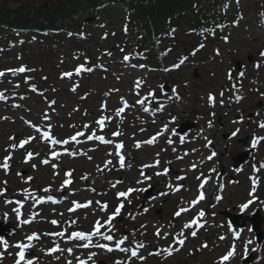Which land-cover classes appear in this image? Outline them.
<instances>
[{"label": "rangeland", "instance_id": "1", "mask_svg": "<svg viewBox=\"0 0 264 264\" xmlns=\"http://www.w3.org/2000/svg\"><path fill=\"white\" fill-rule=\"evenodd\" d=\"M15 1L28 4L35 0ZM196 1L214 15L220 13L224 20L216 28L211 27V34L192 33L186 25L174 26L176 42L170 37L163 43L152 42V51L142 60H125L134 51L120 47L105 55L112 39L103 43L96 38L78 54L71 42H66L68 62L61 64L60 53L48 51L49 58L41 56L39 61L43 65L34 70L40 83L32 85L34 89L23 98L21 89L25 92L27 85H12L14 89L8 91L11 95L0 103V165L8 153H13L10 168L7 171L0 168V189H8V194L24 193L25 197L27 192L42 194L54 190L61 199L58 205L37 208L43 217L35 220L34 226L26 227L16 214L7 215L16 225L22 224L21 234L13 240L23 242L29 234L41 233L42 228L67 230L70 234L62 235L59 242L62 248L54 256L45 248L36 249L38 259L33 264H75L79 258L90 264L100 259L105 264H241L248 253L254 255L252 264H264V243L258 245L251 224L232 228L223 214L240 212L246 216L258 208L264 215V140L254 161L240 174L232 168L233 158L247 149L246 119L239 124L235 118L254 113L255 117L248 119V132L264 137V127L260 126L264 123V0ZM115 8L110 14L114 20L107 29L120 31L124 16L120 5ZM102 23L94 20L89 28L91 33L105 32L98 29ZM12 35L0 31V45ZM22 36L36 40V36L26 31ZM37 40L51 45L46 39ZM132 40L131 36L125 41L132 44ZM43 53V49L38 50L26 62L33 66ZM76 55L78 60L74 58ZM86 58L93 59L95 69L84 72L81 81L77 82L76 77L62 78L60 66L78 64ZM13 60H0V69L10 67L7 63ZM235 60L244 64L240 72ZM17 64L14 61L13 65ZM176 64L179 67H174ZM73 87L76 88L71 91ZM259 102H263L261 107H257ZM102 117L103 125L98 123ZM188 120L196 123V128L179 134V126ZM28 123L41 125L59 140L70 141L72 153L59 156L56 173L48 154L58 146L42 145V137ZM237 129L241 132L234 141L225 138ZM117 132L120 134L115 135ZM14 137L18 138L13 140ZM19 140L28 141L23 150L14 148ZM30 150L38 152L39 157L26 164L23 153ZM252 175L254 181L250 180ZM204 180L208 187L201 188ZM65 181H70L67 184L73 188L59 196ZM181 183L183 186L178 189ZM151 184H156L160 191L146 200L143 190ZM127 189H134L133 194L122 200L126 203L122 213L107 225L106 217L115 213L121 203L117 192ZM201 191L205 192L202 200L198 198ZM39 198L31 197L27 205H35ZM249 200L252 201L249 207L242 209L241 205ZM85 201L92 203L87 210L68 212L71 205ZM181 209L187 211L175 215ZM201 211L204 216L199 217L198 224H204L202 230L192 228L185 232L187 222L197 218ZM7 216L2 214L3 219ZM55 217L59 221L56 228L51 223ZM96 220L104 224L105 234H112L110 249L116 241L124 240L122 251H83L84 241L72 235L90 232ZM195 230L197 237H190ZM173 233L179 234L185 244L174 243L169 237ZM234 233H239V239L234 238ZM54 242L50 240L49 246ZM233 246V259L224 261L222 258ZM158 247L161 249L155 254ZM131 249L138 250L139 256L133 258ZM0 251H6L3 243ZM15 260L16 252H6L0 264H16ZM28 260L31 259L20 264Z\"/></svg>", "mask_w": 264, "mask_h": 264}, {"label": "trees", "instance_id": "2", "mask_svg": "<svg viewBox=\"0 0 264 264\" xmlns=\"http://www.w3.org/2000/svg\"><path fill=\"white\" fill-rule=\"evenodd\" d=\"M35 0L28 4L20 3L10 7L15 0H4L0 5V25L9 27H26L32 30H55L67 28L80 10L95 8L100 0ZM117 1V0H114ZM130 12L131 33L142 29L144 38L138 46L139 51L146 52L152 36V29L159 35L166 33L165 24L186 25L190 30H200V26L213 21L210 12H206L201 2L194 0H123ZM204 22V23H203Z\"/></svg>", "mask_w": 264, "mask_h": 264}, {"label": "snow or ice", "instance_id": "3", "mask_svg": "<svg viewBox=\"0 0 264 264\" xmlns=\"http://www.w3.org/2000/svg\"><path fill=\"white\" fill-rule=\"evenodd\" d=\"M225 39H227V38H225ZM201 47H203V45H201ZM124 59H125V60H128V59H130V57L125 56ZM185 59H186V58H185ZM182 62H183V61H181V63H182ZM174 67H179V64L174 65ZM91 70H92L91 68H85L84 65H80L79 67H77V68L75 69V74H79V73H81V72H84V71H91ZM10 71H13V72H16V71H18V72H25V71H27V69H26L25 67H20L19 69H14V70H10ZM73 74H74L73 72H66V73H63V76L71 77ZM241 75H242V74H241ZM2 76H4V72H0V77H2ZM221 95H223V93H221ZM2 98H3V94H0V99H2ZM209 98H210V100H212V101L214 102V96H212V95L210 94V97H209ZM53 103H54V102H53ZM141 103H143V102L141 101ZM105 107H106V105H105ZM122 110H123V109H121L120 111H122ZM145 110H147V109H145ZM46 118H47V117H46ZM104 120H105V118L102 117V118L100 119V121H98V123H100L101 125H103ZM260 126H261V127H264V123H262ZM114 134H115V135H119L120 133L117 132V133H114ZM233 135H235V133H233ZM90 138H94V139L98 138V139H101V140L104 139L103 137H90ZM72 139H75V137H72ZM62 142H63V143H67V141H57V140H54V141H53L54 144H58V143H62ZM152 142H153V141H148V143H152ZM25 143H28V141H27V140H25V141H21L20 146L23 147V145H24ZM255 144H256V141H253V146H255ZM120 146L122 147V145H120ZM137 147H139V144H137ZM52 154H53V156L57 155V153H55V152H53ZM213 155H215V153H213ZM31 157H32V153H28V158L30 159ZM209 158H211V157H209ZM8 159H10V157H6V158H5V162H4L2 165H0V167H3L4 169H7V168L9 167V165H8V163H7V160H8ZM44 163H47V160H45ZM121 164H123V157H121ZM68 175H71V173H69ZM158 175H159V173H158ZM29 179H31V178H29ZM69 182H70V181H66L65 183H69ZM202 187H203V185H201V188H202ZM177 190H178V189H177ZM130 191H134V189H129V192H130ZM127 194H128V193L121 192V193H119V196H122V197H123V196H126ZM48 199L51 200L52 197H48ZM199 199H200V200L204 199V193H203V191L200 192ZM251 203H252V201L249 200L248 203L241 205V208H242V209H246V208L249 207V205H250ZM79 206H80V205H77V207H79ZM85 206H86V205H85ZM104 207L106 208L107 205H104ZM120 207H123V205H120L118 208L115 209V213H114V215L119 213ZM183 211H187V209H181L180 211L176 212L175 215L179 216L180 213L183 212ZM202 216H204V212H203V211H201V212L199 213V215H198V217L196 218V220H198L199 217H202ZM196 220H194L192 223H196ZM52 223L55 224V223H57V221H52ZM188 226H190V225H188ZM99 227H100V225H99V223L97 222V225H96L97 232L99 231ZM62 234H63V233H60V235H62ZM74 235H75L76 237H78L80 240L90 239V237H91V233L86 234V233H83V232H77V233H75ZM157 235H160V233L157 232ZM192 235L195 236L196 233L193 232ZM238 235H239V233H237V236H238ZM34 238H36V237H35V236H29V237H28L29 240H32V239H34ZM105 238H106L107 240H112V239H113V237H112L111 235H108V236H106ZM223 238H224V237H221V239H223ZM123 243H124V240L121 239V240H120V244H123ZM179 243L183 244L184 241L181 240V241H179ZM4 246H5V248L8 247L7 242H5ZM81 246H84V245H81ZM98 246H99V247H107L106 245H98ZM205 246H206V245H205ZM26 247H29V246L24 245V244H19V245H18V248L21 249V251L18 253V255H19V260H17L16 264H20V261H23V260H24V258H25V252H24V249H25ZM117 247H119V244L117 245ZM234 248H235V246H233V250H230V251H229V252H228V253L222 258L224 261L229 260V258L233 256V254H234ZM57 250H58V249H52V251H57ZM108 250L111 251L110 248H109ZM69 251H71V249H69ZM0 255H2V253H0ZM132 255H133V256H136L137 253H136L135 251H133V252H132ZM26 264H32V261H31V260H28V261L26 262ZM81 264H83V262H81Z\"/></svg>", "mask_w": 264, "mask_h": 264}, {"label": "flooded vegetation", "instance_id": "4", "mask_svg": "<svg viewBox=\"0 0 264 264\" xmlns=\"http://www.w3.org/2000/svg\"><path fill=\"white\" fill-rule=\"evenodd\" d=\"M2 171H7V169H4L3 167ZM27 172H22V175L25 174ZM2 190L0 192V222H2L4 219L2 218V214H5L6 216H10V215H17V212L14 210V207H19L22 210V205H25V196L24 195H12L9 196L8 194V189H0ZM18 204V205H17ZM7 209V210H6ZM11 209V210H9ZM27 217H36V216H30V212H26ZM7 216V217H8ZM20 215H18L19 217ZM6 217V218H7ZM9 218V217H8ZM10 221L11 226H13V222L11 220V218L8 219ZM37 222H33L30 226H34ZM20 230V229H19ZM45 230L44 228L41 229V234H38V231H35L34 233L30 234L29 236H35L36 238L29 240L28 238L25 239L23 242H19L17 243L18 245L20 243L27 245L29 247H26L24 250L26 251L27 249L32 250L33 252L36 251V249H42L45 248V246L47 245L46 242H44L45 236H43ZM19 233V232H18ZM16 236V235H15ZM28 236V237H29ZM15 237H13L14 239ZM7 240V239H6ZM14 241V240H13ZM1 242V241H0ZM18 242V241H15ZM9 249V247H7ZM16 250L18 251L19 248L17 245H14V247L12 248V250Z\"/></svg>", "mask_w": 264, "mask_h": 264}, {"label": "water", "instance_id": "5", "mask_svg": "<svg viewBox=\"0 0 264 264\" xmlns=\"http://www.w3.org/2000/svg\"><path fill=\"white\" fill-rule=\"evenodd\" d=\"M191 128H192V126H188L187 125L186 127L181 128L179 131L180 132H184V131H186L188 129H191ZM250 153H248V155L242 154L240 157H238L237 158L238 161H237L236 166L239 167V168L242 167L243 163L245 164L246 161L249 159L248 157H249ZM150 191H151V189L148 190L147 197L150 196V193H151ZM239 217L240 216H229L230 220L233 223H238V218ZM249 219L252 221V223L254 225V230L257 232L259 242H261L262 240H264V234L260 231V227H261L262 222H263V218L261 217V214L259 213V211L256 210L253 215L249 216Z\"/></svg>", "mask_w": 264, "mask_h": 264}, {"label": "bare ground", "instance_id": "6", "mask_svg": "<svg viewBox=\"0 0 264 264\" xmlns=\"http://www.w3.org/2000/svg\"><path fill=\"white\" fill-rule=\"evenodd\" d=\"M166 136H168V135H166ZM173 146H174V144H172V147H173ZM186 169L189 170L187 167H186ZM55 210H56V209H55ZM39 216H41V214H40ZM39 216H38V217H39ZM32 220H34V217H32Z\"/></svg>", "mask_w": 264, "mask_h": 264}]
</instances>
